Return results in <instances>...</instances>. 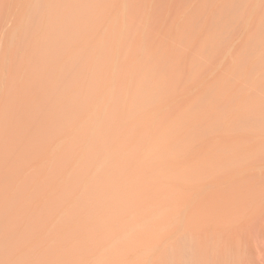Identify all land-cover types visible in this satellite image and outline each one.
I'll return each mask as SVG.
<instances>
[{"label": "rangeland", "instance_id": "rangeland-1", "mask_svg": "<svg viewBox=\"0 0 264 264\" xmlns=\"http://www.w3.org/2000/svg\"><path fill=\"white\" fill-rule=\"evenodd\" d=\"M1 11L7 21L0 34V97L19 58V70L25 67L11 86L37 95L35 110L32 100L28 106L33 158L25 157L24 167L48 156L0 207L3 234L35 235V226L48 220L52 189L63 190L68 173L106 145L130 141L132 131L140 132L134 141L146 143L224 141L232 132L230 112L238 128L255 68L247 76L240 70L257 53L264 0H7ZM231 44L238 57L233 74ZM1 128L6 144L12 129ZM11 152L4 150L3 181L12 171ZM25 197L29 214L20 207ZM12 214L20 231L8 225ZM163 242L144 260L150 264Z\"/></svg>", "mask_w": 264, "mask_h": 264}, {"label": "bare ground", "instance_id": "bare-ground-1", "mask_svg": "<svg viewBox=\"0 0 264 264\" xmlns=\"http://www.w3.org/2000/svg\"><path fill=\"white\" fill-rule=\"evenodd\" d=\"M6 3L0 0L1 8ZM6 21L1 11L0 34ZM230 50L233 74L238 57L233 44ZM17 61L0 97V207L30 168L48 158L24 167L25 157L33 158L29 114L37 95L11 86L25 67L19 70ZM241 67L242 76L255 68L254 84L242 93L238 128L229 113L226 140L146 143L134 141L140 132L132 131L130 141L106 145L67 174L63 190L52 189L48 220L35 226V235L0 232V264H149L145 256L162 239L150 264H264V30L256 55ZM2 125L12 129L6 144ZM4 150L13 159L3 181ZM26 199L20 207L29 214ZM8 225L22 228L14 214Z\"/></svg>", "mask_w": 264, "mask_h": 264}]
</instances>
